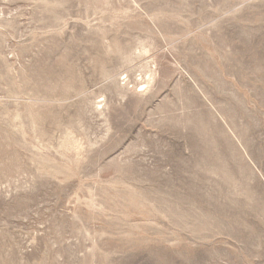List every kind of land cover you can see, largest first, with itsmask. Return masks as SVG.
<instances>
[{"label": "rangeland", "instance_id": "rangeland-1", "mask_svg": "<svg viewBox=\"0 0 264 264\" xmlns=\"http://www.w3.org/2000/svg\"><path fill=\"white\" fill-rule=\"evenodd\" d=\"M0 264H264V0H0Z\"/></svg>", "mask_w": 264, "mask_h": 264}]
</instances>
